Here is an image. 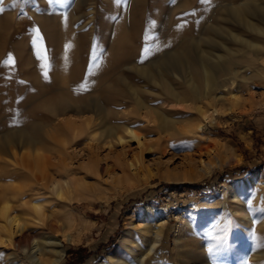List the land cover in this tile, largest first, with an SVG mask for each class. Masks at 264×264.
<instances>
[{
	"label": "rangeland",
	"instance_id": "rangeland-1",
	"mask_svg": "<svg viewBox=\"0 0 264 264\" xmlns=\"http://www.w3.org/2000/svg\"><path fill=\"white\" fill-rule=\"evenodd\" d=\"M0 8V141L42 128L55 148L49 174L62 196L41 203L73 232L61 264H115L131 222L135 253L126 258L134 262L137 246L148 244L138 232L146 205L164 211L167 224L145 264H264V0H0ZM204 63L217 71L212 96L237 94L239 109L195 95L196 87L203 93ZM138 97L150 109L137 106ZM75 109L95 123L102 110L105 122L131 124L144 146L63 144L54 127L78 116ZM204 161L214 168L200 177ZM231 187L242 203L226 196ZM243 206L257 227L243 229L233 213ZM186 213L205 220L201 236H178ZM39 232L29 231L27 243Z\"/></svg>",
	"mask_w": 264,
	"mask_h": 264
},
{
	"label": "bare ground",
	"instance_id": "bare-ground-1",
	"mask_svg": "<svg viewBox=\"0 0 264 264\" xmlns=\"http://www.w3.org/2000/svg\"><path fill=\"white\" fill-rule=\"evenodd\" d=\"M253 23L250 22L248 24L252 29L256 30L261 35V29ZM234 37L237 39V41L240 40L249 47H258V49L259 47L261 48V46L255 45V43L247 41L246 39L244 40L239 36L234 35ZM262 48L264 49V47ZM212 64H203L202 70L205 77L203 93L200 94L199 90H197V87L195 86L196 88L193 87L195 88V95L199 98L202 96L200 101L208 102L209 106L213 105V103H226L227 101L230 104L229 106H231L229 107L230 111H233L236 108L239 109L243 100H241L237 94L230 93L231 99L227 100L226 96H212V89H214L213 87H215L218 82V80L214 78L217 74V71ZM221 64L222 63H220V65ZM232 65H234V63ZM222 71L225 72L224 69ZM233 74H235V71ZM234 80H236V78ZM170 95L174 97L177 102H182L181 100H177L175 93L170 91L169 96ZM136 103L137 106L141 108H145L147 110L150 109V107L147 106L145 102H143L139 97L136 99ZM88 107H93L94 109L99 108L98 104H94L92 102L88 104ZM199 110L201 113L204 112L203 107H199ZM74 112L75 116L76 114L78 116L63 119L58 125L56 124L57 126L54 127L56 132L55 139L60 140L63 144H71L75 141L83 139L82 141L85 143L87 141L91 143L97 142L98 144L105 143L114 149L118 146L124 148L126 145L132 142H136L138 147L144 146L143 140L145 137L140 135L141 133L139 134L138 131L131 127L132 125L129 123L124 125H115L110 122H105V116L102 117V110L99 111L101 116L98 118L99 120L97 123H95L92 118L84 117V114L87 111L83 114L78 109H75ZM221 114H223L221 109H215L213 112V116ZM158 118L160 119L161 125L163 126L161 128H166L169 124L166 118ZM24 130L14 132L12 135L5 137L3 141H0V255L3 258L4 264H61L65 256L64 242L71 241L73 239V232L66 231L67 225L70 226V223H67L66 225L64 221L65 224L60 226L56 214L52 211L50 213L47 211L48 213H46L45 208L41 203V200L43 199L47 198L50 200V197L54 194L57 195V197L62 196L60 183L49 174L51 168L55 167L54 163L52 162V160H54L52 155L55 153V148H53L51 145L52 142L48 140L49 137L47 138V132H45V130L42 128H35L30 131L27 129L25 131ZM215 146L220 149L218 145ZM204 148L206 150L214 149L209 145ZM224 153L226 152L223 151L222 155H224ZM228 154L226 156H228ZM209 157H211V155ZM233 157L231 160H237L236 157ZM217 163H219L218 165L220 166L223 164L220 161ZM213 168L214 164L210 162L206 163L205 161L202 162V167L200 168V177L208 176ZM260 180H262V178H252L251 180L247 181L246 184H252L255 186ZM12 182L18 184H10ZM226 196H228L233 202L242 203L241 197L239 196L236 187H231L228 189ZM143 210L145 221L141 225V228L138 232L141 234L142 239L148 244L145 247L141 245L137 246L141 251L140 254L135 257L134 262H131L126 258L128 254L133 255L135 253L134 246L136 244L133 232L131 231V229L134 227V223L128 222L129 224L126 226L127 228L124 231L123 237L119 243V247L115 253L111 255V260L113 263L145 264L146 259L154 254L157 247L160 246L167 224V221L164 219L165 213L164 211L156 209L151 205H146ZM233 213L235 216L238 215L243 217L242 219L238 218V221L241 222V226L244 230L246 228L253 229L254 227H257V225L254 223V218L251 216L250 211L246 206L239 207L238 210H234ZM195 219L196 218L195 215L193 216V213H186L180 217V220L184 221V227L182 229L180 228V230L178 229V236L181 237L182 234L185 233V230L192 232L197 237L201 236L198 227L201 228L204 225L205 220L201 219L200 221L198 220L199 223H195ZM32 224L35 225L34 227L40 232L38 235L33 237V241H29V243H27L26 237L29 234V231L34 229V227L31 226ZM260 225L262 227V231L264 232V221ZM60 233H63V240L60 238ZM180 237L177 238L178 248L181 245ZM255 252L256 251H254V253ZM245 258H247V256H245Z\"/></svg>",
	"mask_w": 264,
	"mask_h": 264
},
{
	"label": "snow or ice",
	"instance_id": "snow-or-ice-1",
	"mask_svg": "<svg viewBox=\"0 0 264 264\" xmlns=\"http://www.w3.org/2000/svg\"><path fill=\"white\" fill-rule=\"evenodd\" d=\"M54 2L60 3L61 0H54ZM0 12H3V9H2V8H0ZM36 37H37V42H39V31H38V30H37V32H36ZM38 46H41V45H39V43H38ZM67 47H68V48H71L72 45L69 44ZM149 51H150V50H149L148 48H145V49H144V55H145V57H147V54H148ZM93 58H95V57H93ZM44 59H45V61H47V57H44ZM8 62H9V63L12 62L11 58L9 59ZM44 67H45V68L48 67L47 62L45 63ZM45 77H47V73H45Z\"/></svg>",
	"mask_w": 264,
	"mask_h": 264
}]
</instances>
